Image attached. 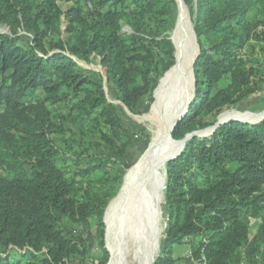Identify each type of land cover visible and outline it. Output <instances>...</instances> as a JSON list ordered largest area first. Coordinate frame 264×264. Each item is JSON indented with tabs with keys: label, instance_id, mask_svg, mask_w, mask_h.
<instances>
[{
	"label": "trees",
	"instance_id": "1",
	"mask_svg": "<svg viewBox=\"0 0 264 264\" xmlns=\"http://www.w3.org/2000/svg\"><path fill=\"white\" fill-rule=\"evenodd\" d=\"M183 2L199 53L192 65L195 98L171 132L176 140L204 130L210 125L204 116L216 118L254 91L257 70L237 52L250 39L264 46V0ZM175 10L174 0H90L86 10L73 5L65 12L54 0H0V25L10 29L0 32V167L7 171L0 172V264H83L91 233L83 239L73 227H88L92 219L98 264L108 262L103 214L122 173L99 163L81 170L89 179L87 187L79 185L52 141L64 128L51 106L63 103L68 116L61 119L71 123L90 120L115 148L122 131L115 106L105 98L100 75L72 56L98 57L120 102L133 110L176 64L167 35ZM61 17L67 37L47 48L44 40ZM227 76L228 83L214 90ZM127 144L114 152L122 156ZM163 199L165 250L152 264H174L165 252L197 234L205 241L194 245V257L203 250L207 264H264V120L230 121L186 140L180 156L166 163Z\"/></svg>",
	"mask_w": 264,
	"mask_h": 264
},
{
	"label": "rangeland",
	"instance_id": "2",
	"mask_svg": "<svg viewBox=\"0 0 264 264\" xmlns=\"http://www.w3.org/2000/svg\"><path fill=\"white\" fill-rule=\"evenodd\" d=\"M88 1L90 0H54V2L61 8L63 12H65L69 7L73 5H80L86 10V4L88 3ZM182 1L179 0V2H177L178 5L176 3L175 14L171 21L172 24L170 25V29L167 32L168 38L174 45V56L176 64L171 67L161 79H159L158 84L153 89V91L150 94L146 95L139 102L138 106L135 109L130 110L120 102L117 90L115 89L112 82L107 80L105 76V70L100 65L98 57L91 56L88 61H85L78 56H72L79 66L100 75L103 83L105 98L109 103L115 106V112L118 115L122 126L120 138L121 140L116 141L115 148L110 147L108 143L104 142L100 138L99 132L95 131L96 129L92 128V123L90 120L87 119L77 124L71 123L70 119H61V117L68 116V108H63V103L51 106L52 117L54 121L57 123H61V127L64 128V131L62 133L51 135L52 141L60 153V158L65 159L64 167L67 169V171L70 172V176H72L76 181H80L81 184L79 185L87 187V182L89 179L87 175H81V170L86 167H91L92 165H97L99 163H103L106 170L111 172L112 174L119 175L120 173H122L120 177V183L114 188V198L113 200H111L109 205L107 204V208L105 207L106 212L104 210L103 214V223L104 215L106 216L104 224L106 230V244L104 239L103 241L105 249L107 251L109 250V259L106 264H140L141 262L139 254L136 255L130 252L129 254H126V249L122 248V251H120L118 257L114 259L113 263H111L113 255L111 254L112 238L110 216L112 213L113 205L115 204L117 197L120 195L122 186L125 182L129 170H131L138 163V161L143 157L151 144V137L153 134L151 118L153 117V112L155 110L159 111L161 115L163 114L159 105L160 99L171 89V87H173V84L175 83L176 78L179 75L181 65L184 62L185 54V50L183 51L181 43H183L186 39L188 32L192 37L193 44L196 46L197 51L198 42L196 40L195 34H193L192 31V15L189 7L183 2L186 6L185 7ZM180 5H182L184 8H182ZM184 14L185 16H188V24L184 22ZM123 30L130 31V27L126 23H123ZM0 32L10 33V29L5 25H0ZM19 34L27 37L32 36L30 32L23 29H20ZM66 37V22L64 18L61 17L55 30H52L49 34H47V37L44 41L47 42L48 48L49 41H55L59 39L65 40ZM201 41L204 47H206L207 44L204 38H201ZM237 53L238 56L244 59L247 67H252L253 69L257 70L258 75L253 80V86H255V89L246 97V99L226 107L219 115H226L228 116V118L236 117L242 119L246 123L256 124L261 120H264V46L254 39H250L245 42L244 46ZM228 81L229 76L221 79L220 82H218L214 86V90L219 87L225 86ZM193 94L195 98L194 85L190 98L187 101L186 108L182 111L180 116H182L186 110L188 113ZM219 115H217L216 118L209 115L204 116L203 120L207 123H210V125L205 129L213 127L219 120ZM92 117H94V115ZM110 136L113 137L112 133H110ZM171 138L174 141H180L174 139L172 136ZM126 144L128 146L124 149V153L122 156H119L114 152L117 151L119 153ZM181 149L182 146L180 147L179 151ZM0 172H2L3 174H7V171L1 167ZM90 177L91 179H93V181H95L98 178V174L92 175ZM167 215V208L164 205V229L160 236L158 245L159 249H157L155 254L152 256L149 264H152L155 257L160 255L161 252L165 250L164 238L168 221ZM73 229L74 232L77 235L82 236L83 239H86L87 232L91 233L92 240L91 242H89V258L83 264H98V260L101 258L102 253L96 235L95 221L92 219L88 227L76 225L73 227ZM188 248L189 247L186 243L172 245L165 252V256L170 257L172 261H174V264H184L187 260L186 253L188 251ZM123 256L126 257L124 258Z\"/></svg>",
	"mask_w": 264,
	"mask_h": 264
},
{
	"label": "bare ground",
	"instance_id": "3",
	"mask_svg": "<svg viewBox=\"0 0 264 264\" xmlns=\"http://www.w3.org/2000/svg\"><path fill=\"white\" fill-rule=\"evenodd\" d=\"M183 18L188 24V16L184 14ZM181 46L185 50L184 62L173 87L160 99L159 105L163 114L155 110L151 118V144L138 163L129 170L120 195L113 205L110 216L113 255L111 263L123 248L126 249V254H139L140 264H149L159 249V240L164 229L165 166L183 144L181 140L174 141L171 132L186 108L194 85L192 65L197 51L189 32ZM228 119L231 118L222 115L217 122Z\"/></svg>",
	"mask_w": 264,
	"mask_h": 264
},
{
	"label": "water",
	"instance_id": "4",
	"mask_svg": "<svg viewBox=\"0 0 264 264\" xmlns=\"http://www.w3.org/2000/svg\"><path fill=\"white\" fill-rule=\"evenodd\" d=\"M175 2L177 3V0H175ZM177 5H178V3H177ZM192 31H193V25H192ZM194 33V32H193ZM197 44V43H196ZM198 53H199V46L197 45V52H196V54H195V56H194V59H193V64H194V62H195V60H196V58H197V56H198ZM193 70V69H192ZM193 79H194V75H193ZM194 81V84H195V79L193 80ZM194 100V94H193V97H192V99H191V101H193ZM186 113H187V110L185 111V113H183V115L180 117V118H178L177 119V121H176V123H175V125H174V127H173V129L175 128V126L178 124V122L186 115ZM264 118V117H263ZM234 120H236V121H241V122H244L242 119H239V118H236V117H234V118H231V119H228V120H224V121H222V122H216L215 123V125L213 126V127H211V128H207V129H204V130H199V131H195V132H192V133H189V134H187L181 141H182V149L175 155V156H173V157H171L168 161H171V160H173V159H175V158H177L178 156H180V154H181V152H182V150H183V148H184V146H185V143H186V140H188V139H190L192 136H194V135H197V136H201L202 134L203 135H210V134H212L219 126H221L222 124H225V123H227V122H230V121H234ZM262 121V120H261ZM259 123V122H258ZM253 124H255V123H253ZM165 184H166V170H165V181H164V188H165ZM105 224V223H104ZM104 241H105V244H106V230H105V234H104ZM107 247V246H106ZM109 251V250H108Z\"/></svg>",
	"mask_w": 264,
	"mask_h": 264
},
{
	"label": "crops",
	"instance_id": "5",
	"mask_svg": "<svg viewBox=\"0 0 264 264\" xmlns=\"http://www.w3.org/2000/svg\"><path fill=\"white\" fill-rule=\"evenodd\" d=\"M251 224H252V228L250 229V233H249L250 238H252V236L254 235V233L256 231L255 220H251ZM199 239H200V236L198 234L197 235H188L184 238L182 243H186L187 246L192 249V248H194V245L197 243V241ZM190 243H192V244H190ZM190 246H192V247H190ZM184 264H193V263H191L190 260L187 259Z\"/></svg>",
	"mask_w": 264,
	"mask_h": 264
},
{
	"label": "built area",
	"instance_id": "6",
	"mask_svg": "<svg viewBox=\"0 0 264 264\" xmlns=\"http://www.w3.org/2000/svg\"><path fill=\"white\" fill-rule=\"evenodd\" d=\"M200 239H202V241H205V239H203V238H200ZM194 252H195V248H192V249L189 248L187 253H186V258L189 259L191 263H193V264H207L206 263V257H205L203 250H201L198 258L194 257Z\"/></svg>",
	"mask_w": 264,
	"mask_h": 264
}]
</instances>
